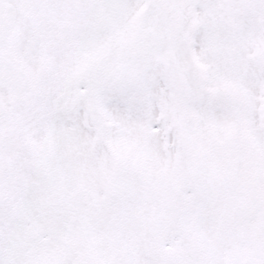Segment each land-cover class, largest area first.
Listing matches in <instances>:
<instances>
[{
  "label": "snow or ice",
  "instance_id": "6c2138e0",
  "mask_svg": "<svg viewBox=\"0 0 264 264\" xmlns=\"http://www.w3.org/2000/svg\"><path fill=\"white\" fill-rule=\"evenodd\" d=\"M0 264H264V0H0Z\"/></svg>",
  "mask_w": 264,
  "mask_h": 264
}]
</instances>
